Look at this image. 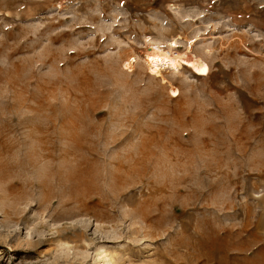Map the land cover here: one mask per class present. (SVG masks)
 <instances>
[{"label": "rangeland", "instance_id": "374dc122", "mask_svg": "<svg viewBox=\"0 0 264 264\" xmlns=\"http://www.w3.org/2000/svg\"><path fill=\"white\" fill-rule=\"evenodd\" d=\"M0 264H264V0H0Z\"/></svg>", "mask_w": 264, "mask_h": 264}, {"label": "bare ground", "instance_id": "6f19581e", "mask_svg": "<svg viewBox=\"0 0 264 264\" xmlns=\"http://www.w3.org/2000/svg\"><path fill=\"white\" fill-rule=\"evenodd\" d=\"M149 45L143 52V63L150 75L159 77L161 81L165 82L164 70L168 69L171 71H178L182 64L189 68L194 75L197 76H207L209 72V66L201 57L192 54L190 51H179L177 50L178 42L177 39L172 38L167 42L168 49H162L159 46V42H152L147 40ZM174 49V51H173ZM136 59L133 57H128L122 61V66L125 70L130 71L133 68V64ZM170 94L172 96H178V90L176 87L170 84ZM78 177L75 172H69L67 177L70 180L74 177ZM81 178V177H80ZM79 178V179H80ZM82 181V180H81ZM79 182V181H78ZM77 182V185L80 184ZM105 259V257H104ZM106 259L104 260V262Z\"/></svg>", "mask_w": 264, "mask_h": 264}]
</instances>
